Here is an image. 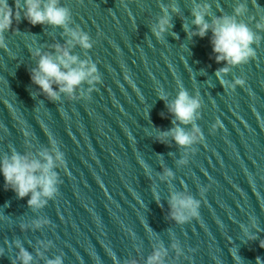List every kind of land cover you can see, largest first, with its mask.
I'll list each match as a JSON object with an SVG mask.
<instances>
[{"label": "water", "instance_id": "obj_1", "mask_svg": "<svg viewBox=\"0 0 264 264\" xmlns=\"http://www.w3.org/2000/svg\"><path fill=\"white\" fill-rule=\"evenodd\" d=\"M169 2L61 0L72 11L73 26L95 41L88 53L73 49L81 59L91 57L102 76L87 101L62 96L52 103L31 82L36 61L30 49L63 44L61 29L32 26L22 17L13 23L19 33H5L8 51L0 49V157L10 154L9 145L21 153L39 150L48 145L50 133L65 153L66 170L57 169L59 195L35 213L27 206L30 197L18 199L0 174V264L15 258V239L33 254V264L57 255L64 264H113L109 253L119 264L130 258L144 264L159 241L169 248L167 264H257V258L264 264L259 243L264 239V39L253 45L254 59L225 77L244 78V87L225 91L215 76L224 64L214 60L211 32L190 40L183 29H192L191 0H176L180 13L173 16L175 38L166 34L158 42L150 32L149 25L161 14L159 5ZM207 2L212 14L220 15L231 14L237 0ZM240 2L248 7L241 18L246 23L264 15V0ZM8 4L15 10L14 0ZM178 81L191 95H200L197 124L204 135L181 167L175 161L183 150L171 138L167 145L156 140L158 129H170L173 119L159 93L174 99ZM217 119L221 126L212 132ZM162 165L174 172L171 186L158 178ZM201 187L208 190L199 220L177 225L167 219L170 190L186 189L201 199ZM39 216L50 224L21 231V222ZM250 217L257 220L259 238L245 242L239 225L249 224ZM168 230L183 249L178 260ZM38 241L52 243L45 250Z\"/></svg>", "mask_w": 264, "mask_h": 264}, {"label": "clouds", "instance_id": "obj_2", "mask_svg": "<svg viewBox=\"0 0 264 264\" xmlns=\"http://www.w3.org/2000/svg\"><path fill=\"white\" fill-rule=\"evenodd\" d=\"M82 2V0H81ZM15 10L9 6L8 0H0V49L8 51L5 33L13 31L19 33V29H13V23H19L21 18L27 20L32 26L42 25L61 29V35L65 38L64 43H53L48 46L50 50L40 47L30 49L32 58L36 61V66L30 69V79L32 84L37 86L40 95H43L52 103L59 102L64 96L70 101L90 100L91 93L97 90L96 86L102 83V76L97 64L91 57L81 59L74 54L73 49L79 47L85 53L92 49L95 41L89 34L83 31L79 25L73 26L72 11L68 6L61 3V0H14ZM190 15L192 17V29L187 25H182L188 39L199 37L203 39L211 32L210 44L214 60L217 64L224 66L216 69L215 76L225 91H234L237 86L244 87L245 79L234 77L232 81L225 79L234 67L247 64L256 57V50L253 47L259 46L264 39L260 32H264V15L257 20L256 17H249L246 23L242 17L248 12L246 2L237 0L231 14L213 15L211 4L207 0H191ZM160 15L156 21L149 25V30L158 42H163L165 35L174 38L176 33L171 31L174 25L173 16H179L180 9L176 0H170L168 4L161 3ZM207 18V19H206ZM255 21L254 29L249 26ZM194 26V29H193ZM179 91L174 99L168 100L161 91L159 99L166 101L168 113L173 117L172 127L167 130H159L156 140L162 144H168L169 138L175 145L182 149V155L175 161L177 167L185 166L189 163L190 154H195V145L204 142V135L197 121L201 118L202 100L199 93L191 95L178 81ZM86 86V87H85ZM163 115V113L161 114ZM220 121L211 126V131L215 132L220 127ZM25 137L28 133H24ZM25 147L30 148L31 142L25 139ZM10 154L5 153L0 157V174L3 175L6 189H11L18 199L30 197L27 206L34 213L45 208L49 201L55 200L59 195V185L62 183L57 169L66 170L65 153L61 150L59 142L49 133L48 145L42 146L39 150L21 153L16 148L9 145ZM161 182H166L171 186L174 179V172L162 165V172L158 173ZM206 187L199 189L197 199L186 189L170 190L167 198L168 216L167 219L177 225H184L192 220H199L201 202L206 192ZM157 203L159 200L157 199ZM50 220L46 217H37L30 223L21 222V231H26L30 227L38 230L45 225H49ZM245 242L255 241L259 237L260 231L255 217H250L249 224L239 225ZM252 229H256L253 232ZM169 231L171 239L170 248L175 253L178 260L184 253L180 241L175 234ZM8 241H5L7 244ZM51 241L45 243L38 241L41 248L47 250ZM260 247L264 248V239L259 241ZM18 250L11 264H33L34 256L29 252L19 239L12 241ZM4 249L0 248V256ZM36 255L44 258V253L39 248ZM113 264H119L117 257L109 253ZM169 248H166L162 241H159L152 248V252L147 256L144 264H167ZM45 264H64L63 257L57 255L54 258L45 260ZM123 264H138L134 258L127 259ZM257 264H261L257 258Z\"/></svg>", "mask_w": 264, "mask_h": 264}]
</instances>
